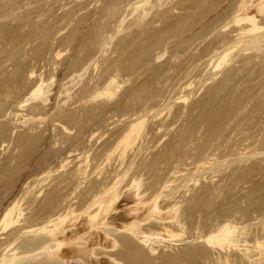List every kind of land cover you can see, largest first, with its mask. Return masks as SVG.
Segmentation results:
<instances>
[{"label": "rangeland", "instance_id": "1", "mask_svg": "<svg viewBox=\"0 0 264 264\" xmlns=\"http://www.w3.org/2000/svg\"><path fill=\"white\" fill-rule=\"evenodd\" d=\"M261 4L0 0V255L15 246L16 253L36 252L51 237L35 230L67 214L64 231L54 235L66 240L63 249L78 245L86 254L50 264H105L110 257L124 264H264ZM244 13L255 16L259 33L245 35L249 24L233 23ZM38 84L45 96L24 103ZM139 120V131L123 141ZM134 180L141 187L127 200ZM113 185L115 223L91 228L96 207L87 215L84 209ZM153 205L162 216L175 209L189 231L180 228L181 238L172 219L165 226L179 238L169 239L162 222L151 220L140 228L157 233L144 245L119 227ZM9 210L12 225L3 229ZM220 220L233 223L230 240L239 242L225 251L200 239ZM37 254L29 264L44 259Z\"/></svg>", "mask_w": 264, "mask_h": 264}, {"label": "bare ground", "instance_id": "2", "mask_svg": "<svg viewBox=\"0 0 264 264\" xmlns=\"http://www.w3.org/2000/svg\"><path fill=\"white\" fill-rule=\"evenodd\" d=\"M257 7H258V5H257ZM263 7H264V5H259V11H261L262 9H263ZM245 8V7H244ZM253 12V11H252ZM257 12V11H256ZM250 15V14H249ZM249 15H247L246 13H244L243 15H237V16H235V18H233V23H235V25L237 24V25H239L238 23H241V24H243V22H247L249 25V31L248 30H246L248 27L245 25V27H246V29L245 30H243V31H247V32H245V35H246V33H250V31H256L259 27H257V25H256V18H255V16L253 17V16H249ZM260 16H261V14H260ZM263 17V16H262ZM261 21V20H260ZM259 24V23H258ZM263 26V25H262ZM261 26V27H262ZM244 27V26H243ZM260 27V28H261ZM243 29V28H242ZM264 28H262V30H263ZM241 30V29H240ZM261 29H259V31H260ZM242 31V30H241ZM242 31V32H243ZM258 31V30H257ZM256 31V33H259V32H257ZM255 33V32H254ZM254 33H252V34H254ZM239 34H240V32H239ZM242 35H240V36H244V32L243 33H241ZM251 34V33H250ZM247 35H249V34H247ZM238 37V36H237ZM255 45V44H254ZM262 48V47H261ZM227 54V53H226ZM224 55V56H222V60L221 61H223V58H225V57H227V55ZM219 65L220 64H218L217 65V67H219ZM216 67V68H217ZM112 79V78H111ZM110 79V80H111ZM112 81V80H111ZM110 81V82H111ZM113 82L114 81H112V83L110 84V85H107L108 87L110 86V88H111V85L113 84ZM107 84H109V83H107ZM115 84V83H114ZM29 95V97L24 101V103H26V102H28L29 100H37V99H39V98H41V97H43V96H45V93L42 91V84H38L36 87H34V88H32V90L30 91V93H28ZM94 94H96V93H94ZM104 94V93H103ZM101 95V94H100ZM91 96H92V94H91ZM94 97H96L95 95H93ZM97 96H98V94H97ZM94 97H92L93 99H94ZM91 99V98H90ZM46 100V99H45ZM44 101V100H43ZM141 117V116H140ZM139 117V118H140ZM144 119V118H143ZM141 120H139L137 123H136V121H135V123L134 122H132V123H134V124H132V125H130L131 126V128H130V130L128 129V132H126V135H125V137H124V139H122L123 141H125V142H127L128 141V137L130 136V134H134V132H136V131H139V130H137V128L138 127H140V125L142 124V121L140 122ZM182 132V131H181ZM136 135H138L137 133H136ZM204 163V162H203ZM208 163V162H207ZM201 167V166H200ZM197 169V168H196ZM204 170V169H203ZM206 174V173H205ZM123 175V174H122ZM124 176H126V175H124ZM123 176V177H124ZM133 180V179H132ZM168 183V182H167ZM116 185V184H115ZM115 185H113V186H111L110 188H108L107 190H105L104 192H100L99 194H97V195H95L94 196V198H92V200H91V202L88 204V206L84 209V211H83V213L82 214H86V213H88V211L90 210V208H94V206L96 207V211L94 212V214L92 213V214H89L88 215V220H87V222L90 224V227L91 228H97L98 226H103V225H106V224H112V222L113 223H115L114 222V219H113V217H111L110 215H109V213H110V211H112L113 210V207H114V205H115V203L118 201V199H119V191L117 190L118 188H116V186ZM165 185V184H164ZM140 185H139V183H138V180L137 181H132V184L130 185V194H129V191H127L128 193L127 194H125V197L124 198H126L127 200L128 199H131L132 197H133V195H134V193L136 192V191H138L139 190V188L141 187H139ZM165 187V186H164ZM178 189V188H177ZM88 191V190H87ZM117 191H118V193H117ZM121 191V190H120ZM216 191V190H215ZM124 196V195H123ZM123 198V199H124ZM125 199V200H126ZM126 200V201H127ZM216 201V200H215ZM176 206V205H175ZM174 206V207H175ZM173 207V208H174ZM67 210V209H66ZM133 211H137V208H134V209H132ZM172 210H174V216L172 217V214L169 212V214L167 215V216H162L161 214H159V212H157L156 214L154 213V211H158V209H157V207L156 206H154L153 205V207L151 208V212H148V213H145V214H141V215H133V216H131L130 218H126V217H122L123 219H122V221L118 224L119 225V227L122 229V231L123 232H126V233H128V234H130V235H132V236H134V238H136L140 243H142V244H144V245H147L148 244V242H149V244H153V242L152 243H150V240H151V238L153 237V236H155L156 235V233L157 232H155V234H154V230L153 231H148L149 233H146L147 231H145V230H143V229H141L140 228V226H141V224L142 223H148V222H150L151 220H156V221H159L161 224H162V226L164 227H161V229H163V230H165V232L167 233L168 231L170 232L169 234H170V236L168 237L169 239L171 238H173L174 239V236H175V238L177 237V235H176V233L174 234V233H171V230L173 231V229H168V228H170V226L167 228L166 226H165V223L167 222H169V221H171L172 219V223H173V221H174V223L177 221V218L176 219H174V217L176 216V214L177 213H175V209H172ZM172 210H171V212H172ZM160 211V210H159ZM82 212V211H81ZM38 213V212H37ZM69 213H71L72 215H73V213L74 212H69ZM79 214V213H78ZM81 214V213H80ZM81 214V215H82ZM19 215H21V214H19ZM80 215V216H81ZM87 215V214H86ZM11 216H12V210H9V211H6V213L3 215V217H2V219H1V223L2 224H4L3 225V229L5 228V227H7L8 225H12V219H13V216H12V218H11ZM69 216V215H68ZM67 216V214H63V215H60V216H58L56 219H54V220H50V221H48L47 222V224H45V225H41L40 227H38L35 231H37V232H45V233H47V234H50V237H51V240H50V242L48 241H44V242H42L43 240H41V242L42 243H40V244H38L37 245V247H35L34 248V250L36 251H38V256L36 255V257H38L39 258V256H44V259H42L40 262H38L37 264H46L47 262H48V264H50L51 263V260H57V261H60V262H69V260H76V259H82V258H80V257H84L85 256V254H86V252H83L79 247H77L76 245L74 246L75 248H73V249H63L62 247H63V245L65 246V241L66 240H63L62 238H56L55 237V232L56 231H64L63 229V227H62V224H63V222L66 220V218L68 217ZM71 216V215H70ZM79 216V215H78ZM180 218H181V216L180 215H178ZM178 216H176V217H178ZM180 218H178V226L179 227H174V230H175V228H177V230H181V229H183V230H188V228L187 229H184V228H182V226L184 227V225H183V223L185 224V223H187V222H185V220H184V222H183V220H181ZM179 219H180V225H179ZM230 219V218H229ZM228 219V220H229ZM176 220V221H175ZM227 220V221H228ZM226 222V220H223V221H221L220 220V222H222V223H220V226H219V224H218V227L216 228L215 226L213 227V228H216L214 231L212 230V232H211V230H209L210 232H208V234L207 235H203V236H201L200 237V239L203 241V242H205L206 243V245H210V246H214L215 248L217 247V249H218V251L220 250H222V251H225V249H223L224 248V246L226 245H228V244H233V246L234 245H236V243H237V241H234L233 239H232V241L230 240L231 238V235H232V237H233V232L235 233V226L234 225H232V224H230V225H232V227L229 225V223H225V224H223V222ZM17 222V220H15V221H13V223H16ZM19 222V221H18ZM176 222V223H177ZM25 223V222H24ZM173 223V224H174ZM189 223V222H188ZM2 224H1V227H2ZM222 224V225H221ZM239 224V223H238ZM188 225H190V224H187L186 226L187 227H189ZM167 226H168V224H167ZM171 226H173V225H171ZM176 226H177V224H176ZM191 227V226H190ZM189 227V228H190ZM206 227V226H205ZM204 227V228H205ZM208 227V226H207ZM212 227V226H211ZM233 227H235V228H233ZM168 230H167V229ZM172 228V227H171ZM181 228V229H180ZM199 228H201V227H199ZM212 228V229H213ZM6 229V228H5ZM120 229V230H121ZM149 229V228H148ZM202 229H203V227L201 228V231H202ZM209 229H211L210 227H209ZM18 230V229H17ZM183 230H181V231H183ZM237 230V229H236ZM243 230V229H242ZM241 230V231H242ZM22 231V230H21ZM189 231V230H188ZM205 231V230H204ZM152 232V233H151ZM164 232V231H163ZM177 232V231H176ZM186 234V232H178V235L179 234H181V235H179L180 237L181 236H184L185 234ZM207 233V232H206ZM206 233H204V234H206ZM16 234V233H15ZM20 234V233H19ZM28 234V233H27ZM31 234H33V233H31ZM38 234V233H37ZM168 234V233H167ZM173 236H172V235ZM203 234V233H202ZM238 234V233H237ZM157 235H160V232H159V234H157ZM200 235V234H199ZM12 236V235H11ZM104 236L105 237H107V236H109L107 233H105L104 234ZM161 236V235H160ZM166 236V235H165ZM235 236V235H234ZM177 238H179V237H177ZM182 238V237H181ZM80 239H81V237H80ZM152 239H154V238H152ZM158 239H160V238H158ZM167 239V238H166ZM194 240V239H193ZM236 240V239H235ZM19 241V240H18ZM173 241V240H172ZM234 241V242H233ZM15 242V241H14ZM109 242H111L110 243V247H112V248H116L118 245H119V242L116 240V239H114V240H112V241H109ZM194 242V241H193ZM230 242V243H229ZM13 243V242H12ZM11 243V244H12ZM67 243V242H66ZM183 243V242H182ZM235 243V244H234ZM239 243V242H238ZM237 243V244H238ZM260 243V245H263V244H261V242H259ZM232 244H231V246H232ZM67 245V244H66ZM161 245V244H160ZM256 246H257V244H255ZM260 245H258L259 247H260ZM10 246V245H9ZM9 246H7L6 245V247H8V248H10ZM150 246V250L152 251V253H154V249H152L151 248V245H149ZM255 246V247H256ZM256 247L257 249L259 248V247ZM5 247V248H6ZM77 247V248H76ZM153 247V246H152ZM159 247V246H158ZM209 247V246H208ZM228 247L230 248V245H228ZM228 247H226V248H228ZM236 247V246H235ZM12 248V247H11ZM164 248V247H163ZM215 248H214V250H215ZM246 248V247H245ZM255 248V249H256ZM16 249H17V247L15 246L14 248H12V249H9V251H10V254H7V255H0L1 257H0V264H29V263H31L32 261L31 260H29L30 258H28V256H29V254L30 255H33L34 253H36V252H31V251H33V250H24V251H22V252H20V253H16ZM211 249V248H210ZM216 249V250H217ZM5 250V249H4ZM18 250V249H17ZM149 250V249H148ZM156 250H158V249H156ZM242 250V249H241ZM8 251V250H7ZM6 251V252H7ZM9 251H8V253H9ZM19 251V250H18ZM17 251V252H18ZM250 251V250H249ZM5 252V253H6ZM32 254H31V253ZM217 252V251H216ZM217 253H219V252H217ZM241 253V252H240ZM252 253V252H251ZM28 254V255H27ZM46 254L48 255V257L49 258H51V259H49L47 262H46ZM247 254V253H246ZM250 254V253H249ZM228 255V254H227ZM245 255V254H244ZM248 255V254H247ZM218 256V255H217ZM261 256V255H260ZM30 257V256H29ZM35 257V258H36ZM199 257V256H198ZM245 257H246V255H245ZM249 257V256H248ZM247 257V258H248ZM34 257H32V260L34 261V262H36L37 260L35 259H33ZM111 258V262L110 263H105V264H124L122 261H120L119 259H117L116 257H110ZM220 259V258H219ZM226 258H224V261H225V263L227 262V260H225ZM249 259H250V257H249ZM253 260V259H252ZM78 261V260H77ZM105 261V260H104ZM108 261V260H107ZM263 261V260H262ZM82 262V261H81ZM223 262V261H222ZM230 262V261H229ZM256 262V261H255ZM70 263H73V262H71L70 261ZM75 263H77V262H75ZM84 263V262H83ZM181 263V262H180ZM253 263V262H252ZM257 263V262H256ZM223 264V263H222ZM228 264V263H227ZM254 264V263H253Z\"/></svg>", "mask_w": 264, "mask_h": 264}]
</instances>
